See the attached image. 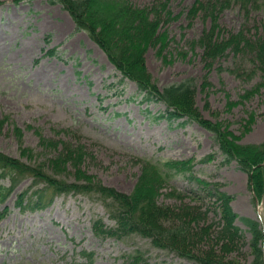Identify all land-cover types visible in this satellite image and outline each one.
Wrapping results in <instances>:
<instances>
[{"label":"rangeland","instance_id":"1","mask_svg":"<svg viewBox=\"0 0 264 264\" xmlns=\"http://www.w3.org/2000/svg\"><path fill=\"white\" fill-rule=\"evenodd\" d=\"M129 1L140 8H158L157 34L167 37L163 51L157 44L143 54L151 82L162 90L191 80L192 107L204 120L236 137V144L264 146V68L254 65L248 50L235 54L227 49L205 59L201 45L213 27V41L241 30L256 39L264 32L262 12H247L236 4L219 11L207 5L209 0H201L203 8L196 12L198 0ZM166 111L165 104L144 99L137 84L123 77L88 32L77 28L62 4L0 0V154L25 165L45 164L54 178L83 184L85 180L75 176V163L66 162L61 174L49 166L65 147L83 149L80 169L102 187L128 196L145 173L142 160H149L168 176L156 193L160 205L175 209L170 221L183 219L178 207L195 204L178 192L190 195L200 188L204 195L219 184L233 198L230 205L239 217L260 223L262 203L252 188L251 173L241 170L237 160H226L212 130L187 118H161ZM169 161H191L192 171L169 172L164 166ZM32 183L30 174L19 178L0 202V264H196L140 235H96L97 220L116 227L96 198L71 192L56 196L45 209L22 210L20 195ZM10 186L9 177H0V189ZM44 186H34L26 196ZM205 198L203 211L210 208L203 225L212 223L214 234L220 229L219 215H214L217 205L214 198ZM234 224L242 237L232 249L219 245L215 254L235 264H252V234L240 219ZM197 239L191 246L187 241V251L201 256L206 242L196 244Z\"/></svg>","mask_w":264,"mask_h":264},{"label":"trees","instance_id":"2","mask_svg":"<svg viewBox=\"0 0 264 264\" xmlns=\"http://www.w3.org/2000/svg\"><path fill=\"white\" fill-rule=\"evenodd\" d=\"M51 1L62 4L70 12L77 28L88 32L91 38L107 53L110 61L123 74V77L137 84L140 94L144 93L145 100L166 105L167 111L160 115L161 118L169 120L187 118L189 121L198 122L216 133V140L227 156L226 160L228 162L232 159L237 160L241 170L251 173V184L255 196L257 199L262 198L264 194V165L261 163L264 161V146L236 144V137H231L232 135L229 134L231 138L228 139V134L222 131L220 126L204 120L197 109L192 107L191 101L195 93V86L191 80L170 85L162 90L151 82L143 54L148 46H156L157 44L163 51L167 43L165 33L157 34L161 24L158 8H140L133 5L129 0ZM232 4L239 5L241 9L247 12L254 9L260 10L264 16V0H209L207 5H210L212 9L216 8L222 11L231 7ZM196 6L193 7V12L203 8L201 0L197 1ZM164 8L165 5H162V9ZM214 29L215 27L210 29L201 42L205 48V59H214L227 49H231L235 54L248 50L249 53L247 54L251 55L254 65L264 68V32L254 39L241 30L237 33H231L223 39L213 41L216 39L213 38L212 31ZM50 144L53 145L52 142ZM83 154H85L83 149L79 151L65 147L61 156L49 161V166L53 167L55 174L64 173L66 162L75 163L73 167L75 176L78 180H85L83 184H70L62 178H54L46 171L45 164L25 165L21 161L0 154V177H9L11 180L9 188L0 189V202L4 201L7 193L12 192L19 178L30 174L33 177V183L25 190L26 192L20 195L18 201L22 210L45 209L52 204L56 196L71 192L96 198L103 203L109 217L116 225V227L109 228L103 224L101 219L97 220L94 223L96 235L116 239H123L126 234L140 235L151 239L155 245L168 248L180 256L191 259L196 264H235L233 261L218 258L219 255L215 254L214 249L219 245L223 250L229 247L232 249L236 245L237 239L242 237L241 229L234 224L238 218L252 234V247L255 254V260L252 264H264L262 249L264 234L260 223L246 217H239L230 205L233 198L222 192L219 184H214V187L208 192H203L204 195L200 193V188L198 191L193 190L190 195L178 192L180 196L190 197L195 204L186 203L178 207L177 210L183 211L184 217L173 222L170 220L175 217L173 215L175 209L160 205L157 201L158 184L168 182V176L162 172L158 165L149 160H142L145 165V173L135 190L128 196L102 187L85 171L81 170ZM203 161L205 162L207 159ZM164 166L169 172L174 171L175 173H190L193 168L191 161H169ZM190 179H193L202 188L203 186L208 187L207 182L201 179L191 175ZM40 184L45 185L44 189L33 190L29 197L26 196L28 191ZM204 197H206L205 200L214 198L217 205L214 215H219L218 225L220 229L214 234L211 231L212 223H204L203 225L210 208L206 207L203 211ZM26 200L27 204L24 205ZM176 223L179 224L176 225ZM199 224L201 225L199 226ZM188 234L192 237V241L189 240ZM197 236L199 239H197L196 244L202 241L206 242V248H203V252L199 254L201 256H195L187 251L189 247L187 241H191V246L195 243L194 238ZM136 260L138 257H133V261Z\"/></svg>","mask_w":264,"mask_h":264},{"label":"water","instance_id":"3","mask_svg":"<svg viewBox=\"0 0 264 264\" xmlns=\"http://www.w3.org/2000/svg\"><path fill=\"white\" fill-rule=\"evenodd\" d=\"M260 218H261V222H262V226H263V230H264V197L262 200V210L260 212Z\"/></svg>","mask_w":264,"mask_h":264}]
</instances>
